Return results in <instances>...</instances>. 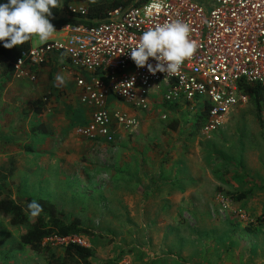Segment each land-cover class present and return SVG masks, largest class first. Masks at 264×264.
<instances>
[{
	"label": "rangeland",
	"instance_id": "obj_1",
	"mask_svg": "<svg viewBox=\"0 0 264 264\" xmlns=\"http://www.w3.org/2000/svg\"><path fill=\"white\" fill-rule=\"evenodd\" d=\"M45 64L35 81L9 78L0 64V193L23 206L48 200L94 234L50 241L57 253L73 241L93 251L94 264H264V227L256 226L264 214V105L248 96L212 125L197 105L169 100L161 88L145 111L114 100L110 109L136 117L139 129L119 130L106 144L78 134L91 110L68 64ZM39 99L48 100L41 116ZM228 193L250 195L233 201ZM26 230L0 217V264H45L21 244Z\"/></svg>",
	"mask_w": 264,
	"mask_h": 264
},
{
	"label": "built area",
	"instance_id": "obj_2",
	"mask_svg": "<svg viewBox=\"0 0 264 264\" xmlns=\"http://www.w3.org/2000/svg\"><path fill=\"white\" fill-rule=\"evenodd\" d=\"M176 20L190 27L193 55L174 74L137 68L128 51L143 31ZM55 33L22 55L15 74L35 81L36 73L22 69L24 59L41 66L62 58L91 110L90 122L78 131L87 140L115 144L119 130L138 132L136 117L110 109L114 100L145 111L153 93L165 88L169 100L208 109L207 121L215 125L249 102L242 83L264 87V0H144L96 27L65 26Z\"/></svg>",
	"mask_w": 264,
	"mask_h": 264
},
{
	"label": "trees",
	"instance_id": "obj_3",
	"mask_svg": "<svg viewBox=\"0 0 264 264\" xmlns=\"http://www.w3.org/2000/svg\"><path fill=\"white\" fill-rule=\"evenodd\" d=\"M144 0H59L57 9L52 10L50 22L54 25L56 31L65 26H74L79 28H93L105 22L110 14L117 10H126L132 8ZM72 3H82L86 5L85 11H74L70 7ZM32 48V39L22 45L14 46L12 49H5L0 45V64L3 67V73L9 78L16 71V64L24 53H28ZM46 66H35L30 64L29 59H24L22 69L28 73H37L39 68ZM241 89L250 96L252 103L262 110L264 105V87L260 84L242 83ZM47 99H39L34 103V112L41 116L44 114L47 105ZM208 109L201 110L199 117L207 121ZM42 131L45 132V127ZM233 201H244L249 197V193H228ZM42 211L33 216L27 209L10 196L0 193V217L10 220L13 227H27L26 232L21 236L20 242L31 251L39 255L45 264H94V253L77 242L70 241L64 243L61 253H57L50 245L52 240L73 239L83 235H94L88 229L84 228L78 219L68 221L65 215L59 211L52 202L44 199L37 200ZM257 227H264V214L258 218ZM103 264H114L112 261H106Z\"/></svg>",
	"mask_w": 264,
	"mask_h": 264
},
{
	"label": "clouds",
	"instance_id": "obj_4",
	"mask_svg": "<svg viewBox=\"0 0 264 264\" xmlns=\"http://www.w3.org/2000/svg\"><path fill=\"white\" fill-rule=\"evenodd\" d=\"M58 3L59 0H0V45L12 49L33 37L40 41L50 39L56 29L49 17ZM189 35V25L179 20L152 25L143 31L136 45L128 51L130 59L137 68L147 66L149 73L174 74L195 51L196 45ZM149 58L157 61L155 66L147 63ZM57 80L61 77L57 76ZM27 209L36 216L42 211V206L31 200Z\"/></svg>",
	"mask_w": 264,
	"mask_h": 264
},
{
	"label": "crops",
	"instance_id": "obj_5",
	"mask_svg": "<svg viewBox=\"0 0 264 264\" xmlns=\"http://www.w3.org/2000/svg\"><path fill=\"white\" fill-rule=\"evenodd\" d=\"M57 37V34L54 32V34L52 35V37L50 38V39H48L47 41H41L42 43H44V42H49V41H51V40H53L54 38H56ZM33 40H32V44H33ZM39 42H40V40H39ZM42 43H38V45L39 44H42Z\"/></svg>",
	"mask_w": 264,
	"mask_h": 264
}]
</instances>
